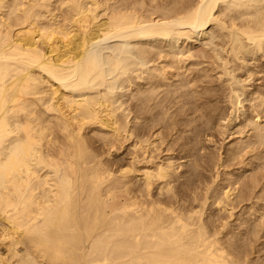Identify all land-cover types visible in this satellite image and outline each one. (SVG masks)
I'll list each match as a JSON object with an SVG mask.
<instances>
[{"label":"bare ground","instance_id":"obj_1","mask_svg":"<svg viewBox=\"0 0 264 264\" xmlns=\"http://www.w3.org/2000/svg\"><path fill=\"white\" fill-rule=\"evenodd\" d=\"M149 1H156V3H148L147 0H0V264H264V256H261V250L259 249V252L258 247L256 248V243L250 242L239 247L235 237L234 241L232 237L224 235L222 230L228 226L225 224H229V221L225 223V220H223L224 224L222 226H216L206 221L204 219L206 215L203 213L204 216L202 217L199 208L203 204L207 205V199L209 198L206 195L207 193L204 194L205 196L203 195L204 197L199 195L201 193L198 194V184L192 186V195L189 198H184L187 196L185 194V196L178 197V200L177 191L174 190L172 182L180 177L177 174L178 168L184 164L186 161L184 158H187V156L182 158L185 160L184 162L176 165L177 162L175 163L172 160L173 155L169 153L171 150L173 152L174 147L172 149L166 143L167 146L164 148L165 137H162L161 132H157L160 128H157L155 124L153 126L152 123V127L150 128L152 130L150 132L147 131L148 133L145 134L141 133L142 131H137L138 128L136 129L129 125L131 118L129 121L121 119V116L125 113H131L132 109L128 108V111L123 109V103L119 100V103H116L117 100H114V95H111L114 89V85L111 83L109 87L107 86V89L102 90L101 87L108 82V74L105 69L109 67L104 69L108 59H105L106 63L103 62V67L99 56V52L104 47V45L103 47L101 46L102 42L111 38H119L121 40L123 38L125 41H128L132 40V38L140 39L160 36L171 38L172 41H174V38L176 41L179 39L195 38V42L198 40L199 35H203V39H206L207 30L213 31V26L210 27V25H217L215 27L219 28V31L217 33V29L215 34L213 33L215 31L212 32L214 34H212L213 39L217 37L218 41L219 39L222 40L219 42H222L221 45L226 54L223 55V52L221 53V50H218V45H215L212 63L219 69H216V71L220 80L225 76L228 77L227 80L225 79L224 84L227 82L229 85L228 99H230L231 108L233 109L236 101H233V98L238 100L236 103H240L241 95L246 94L244 90L247 85L245 83L253 81L254 74L259 70L257 68L262 64L260 63L261 58H264V0ZM148 4H150V7L147 6ZM115 45L117 46V43ZM127 45L129 44L127 43ZM111 47L110 50H112ZM115 49L117 51L114 50L111 55L108 54V66L110 64L111 67L115 68L114 70L121 69L119 71L121 75L130 72L125 67V65L128 64L129 66L130 64V62H127L129 61L127 60V56H136L137 59H140V64L147 63V61H155L165 56L162 52L163 50H157L154 52L155 54H151L150 50L143 46L138 47V49L135 48L137 50L134 53H131L132 46L130 48L121 46ZM183 51L179 50L178 52V55H181L180 58L173 59V57H176L174 53L169 58L172 60L168 61V64L162 65V63L160 66L158 65L154 68L158 75L155 74L154 76L152 74V77L154 76L153 85L159 87L158 91L161 89L160 87H162L163 82L166 83L170 79L169 75L172 76L175 73L170 72L168 74L167 71L165 72L166 67L167 69L168 67L183 68L184 64L179 65L180 63H184L185 57L192 58L194 52L191 54L186 52L187 56ZM102 53L104 52H101V56ZM211 60L210 64H212ZM233 62H237V66L233 65ZM158 64L160 63L158 62ZM137 65L136 67H138ZM154 70L152 71L153 73ZM238 70L245 71V77H240L237 74ZM137 71L139 72L138 69ZM120 74L118 75L121 76ZM114 75L116 77L117 74ZM144 77H146V74ZM144 77L143 79H145ZM110 79L112 82V78ZM124 79L129 82V87L134 85L130 78L126 77ZM185 84L188 86L189 83L186 81ZM118 88L120 87L118 86ZM205 89L206 87L203 90ZM199 90L201 91L202 89L200 88ZM224 90L226 91V89ZM166 92H168L167 89ZM129 94L131 93L129 92ZM193 94L191 95L193 96ZM158 96L160 97V95ZM257 96L252 99L258 101H254L252 109L254 115L252 113V117L249 118L250 124L254 126L255 130L252 135L254 137H251V139H255L252 141L248 140L250 141L249 145L257 143L262 146L264 132H262L263 126L261 124H264V120L260 123L263 117H260V112H264V93L260 98L259 95ZM153 99L154 97L151 98L152 102ZM157 100L159 98H156ZM173 101L176 100L172 99ZM160 102L161 100L154 107H158V105L162 106ZM206 103L209 104L208 102ZM148 104L147 106H149ZM207 106L204 108H207ZM154 107L149 106L150 113L152 112V114L153 111L151 110ZM193 107L191 106V108ZM120 109H122L121 113L119 112ZM164 111L167 112V110ZM182 111H178V113L180 112L181 114ZM165 112L163 114L164 117ZM144 114L145 111H134L131 120L138 123L141 118L145 117ZM230 115L232 116V112ZM124 116L126 118L129 117ZM172 116H174V113ZM227 117L229 116L227 115ZM255 118L256 120H254ZM163 119L165 120V118ZM163 119L162 121L164 122ZM227 119L229 121V118ZM244 124L246 125L247 123ZM91 125L98 126L92 130L97 133L101 141H104L103 145L106 144L108 157L112 156L114 150H118L116 148L117 141L125 139L126 142H130V148L132 147L130 152L131 157L125 165L120 161V156L116 157L115 161L104 160L100 157L102 155L99 156V152L102 151L98 152L90 146L88 142L90 138L87 140L84 135L86 132L83 133V130ZM221 127L224 128V126ZM228 128H230V125L226 127V129ZM184 129L187 128L185 127ZM194 129L196 131V127L192 130ZM240 130L243 131L242 128ZM249 130L251 131V129ZM249 130L247 131L248 133ZM95 132H93V136ZM201 132L199 131V133ZM224 133L222 132V134ZM171 137L173 138L174 136ZM246 137L244 138L245 140ZM188 141L191 142V140ZM239 142L242 144V141ZM185 145L187 146V144ZM92 146L94 145L92 144ZM220 153L219 155H221ZM245 155L243 154V156ZM192 156L194 157V155ZM250 159L248 160L250 161ZM238 160L241 159L238 158ZM223 161L225 160L220 159L218 163L221 164ZM233 163L230 164L233 165ZM244 164L246 165V161ZM198 165L200 164L198 163ZM215 167L212 169V172L214 169L216 170ZM219 168L221 169V166ZM218 170L216 172L219 173L220 171ZM204 174L201 175L203 176ZM217 174L215 173L214 175ZM257 176L254 175L252 179L254 187L258 182ZM196 178H198V174ZM134 179L141 181V185H138L139 188L133 187L132 183ZM202 179L205 180V178ZM215 180L213 181L216 182ZM214 182L210 181V183ZM208 185L206 184V186ZM155 186H157L159 192L166 190L168 193L171 192L172 195L164 199H153L154 196L151 198L152 190ZM206 186L203 188L204 192L205 188H207ZM227 187H225L226 191L223 190V196L215 199L216 207H226L232 202L231 194L234 191L227 190ZM210 188L212 187L210 186ZM218 193L220 192L218 191ZM160 194L158 195L157 193L159 197ZM175 197L177 199L173 200ZM245 199L247 200V197L242 196L241 201L243 202ZM187 200H191V203ZM180 201L183 204L188 202L190 207L185 208V205H180ZM197 201L201 205H199V210H196L192 204ZM254 201L259 203L257 200ZM164 202L169 203L170 206L165 205ZM246 202L248 203V201ZM172 203H179V205L173 207ZM205 208L207 207L205 206ZM258 209L254 210L257 214L262 210L259 209L258 211ZM227 211H229V215L232 212L230 209ZM244 238H249L250 240L248 236ZM261 240H264V238H261Z\"/></svg>","mask_w":264,"mask_h":264},{"label":"rangeland","instance_id":"obj_2","mask_svg":"<svg viewBox=\"0 0 264 264\" xmlns=\"http://www.w3.org/2000/svg\"><path fill=\"white\" fill-rule=\"evenodd\" d=\"M148 1V3H153V4H155L156 3V1H153V2H150L149 0H147ZM223 4V3H222ZM221 4V5H222ZM148 7H150V4H148L147 5ZM213 26V27H212ZM215 26H217V25H210V27H212V29H213V31H215V32H213L212 30H209L208 28V34L206 35V39H203V35L201 36V35H199L198 36V40H196L195 42H194V39L193 38H190V39H179V40H177L176 41V39L174 38L173 40L174 41H172L171 40V38L169 39V38H167V37H160V36H153V37H147V38H137V39H134V38H132V40L130 39V40H128V41H125L123 38H122V40L121 39H117V38H111V39H108V40H104L105 42H102V44H101V46L103 47V45H104V47H103V49L99 52V56H100V61H101V64H102V66L104 65V63L103 62H105L106 63V61H105V59H108L109 60V56H108V54L109 55H111L112 53H113V51L114 50H116L117 51V49H115V48H118V47H131L132 46V49H131V53H134V51H136L137 49H138V47H141V46H143V47H145V48H147V49H149L150 50V52H151V54H155L154 52L155 51H157V50H163L162 52L165 54V56L164 57H162L161 59H156L155 61H147V63L145 62V63H143V64H140L139 63V61H140V59H137V57L136 56H132V57H130V56H127L128 58H127V60H129V61H127V62H130V64H129V66H128V64L127 65H125V67L126 68H128L129 69V71L131 72H128L127 74H125L126 75V77H128V78H130L132 81H133V84L134 85H130L131 87H129L128 85H129V82L128 81H125L126 79H124V78H126L125 77V75H121L120 73L121 72H119L121 69H117V70H114L115 68L112 66L111 67V65L109 64V66H108V60H107V63H106V65H105V67H104V69L105 68H107V67H109V68H107V69H105V70H107L106 71V73L108 74L107 76H108V82L103 86V87H101L102 88V90H105V88L107 89V86L109 87V84L111 83L112 85H114V89H117V90H114L113 89V91H114V93H113V91H112V96L114 97V100H117L116 101V103H119L118 102V100L120 101V102H122L123 103V109H125V110H127L128 111V108L129 109H132V111H131V113H125L124 115H126V116H129V117H125L124 115H122L123 117H124V119H123V117L121 116V119L123 120V121H129V119L131 118L132 119V117H133V115H134V111H137V112H140V111H142V112H144L145 111V114H144V118H141L140 119V121H138V123L137 122H135L134 120L132 121L131 119H130V121L132 122H129V125L130 126H132L133 128H138L137 129V131H142L141 133H145V134H147L148 132H150V130H152V129H150L151 127H152V123H153V126H154V124H155V126H157V128H160V129H158L157 130V132H161V135H162V137L165 139V143L163 144L164 146V148H166V146L168 145V146H171L172 147V149H173V147H174V149H173V152H172V150L169 152V153H171L172 155H173V157H172V160H173V162L175 161V163H176V165L177 164H180L181 162H184L185 160V162H184V164H182L181 166H179V168H178V175L180 176V177H178L175 181H173L172 182V184L174 185V190H176L177 191V194L176 195H178L177 196V198L178 197H181V196H185V194L187 195V196H185L184 198H186V197H188L189 198V196H191L192 195V190H191V188H192V186H194V185H199V188L197 189L198 191V194L199 193H201V194H199L200 196H202V197H204L205 195L204 194H206L207 196H208V198L209 199H207V205L206 204H203V206H201L200 204H199V202L197 203V202H194V203H192L193 204V206H195L194 208L196 209V210H201V214L203 213L204 215H206V216H204L203 214H202V217L204 216V219L206 220V221H208V222H210V223H212V224H214V225H216V226H222V224H224V222L226 223V222H228L229 224H225V225H228V226H226L225 227V229H223L222 231H223V233H224V235L225 236H227V237H232V240H234L235 241V238H236V243H237V245L239 246V247H241V245H243V244H246V243H250V242H254V243H256V248L259 250H261V256H264V240H261V238H264L263 236H264V230H262V229H264V142L262 143V146L260 145V144H255V145H249V143H250V141H252L253 139H255V138H253V139H251V137H254V136H252L253 134H254V126L252 125V124H250L251 122H250V117H252V113H253V115H254V112H253V104L255 103L254 101H258V100H252L253 98H256V97H258L257 95H259V98H260V96H262L263 95V93H264V85H262V84H264V58L262 57L261 58V62L260 63H262V64H260V67L262 68H257V69H259L258 70V72H256L255 74H254V76H253V78H252V80L253 81H247L245 84L247 85V87L245 88V92H246V94L245 95H241L242 97H240L241 98V100H240V103L239 102H237L236 103V101H238L236 98H233V101H235V106H234V108L232 109L231 108V103H230V99H228L229 98V88H228V83L227 82H225V84H224V81H226L227 79H228V77L227 76H225V77H223L221 80H220V78H218V74H217V71H216V69H218V68H216V65L215 64H213L212 62H213V56H214V51H213V48L215 47V45H218L217 46V48H218V50L223 54V55H225L226 53H225V51L223 50V46L221 45L222 44V42L220 43L219 41H222L221 39H219V41H218V39H217V37H215V39H213L214 37H213V35L216 33V30H217V33H218V31H219V28H217V27H215ZM216 28V29H215ZM214 34H213V33ZM213 34V35H212ZM212 36V37H211ZM208 37V38H207ZM211 38V39H210ZM113 39V40H112ZM115 39V40H114ZM193 39V40H192ZM117 40H118V42H117ZM120 40V41H119ZM161 40V41H160ZM170 40H171V42H170ZM210 40H211V42H210ZM136 41V42H135ZM137 41H139V42H137ZM141 41V42H140ZM144 41V42H143ZM147 41H148V43H147ZM153 41V42H152ZM160 41V42H159ZM163 41V42H162ZM203 41V42H202ZM108 42V43H107ZM112 42V43H111ZM130 45H127V43ZM133 42V43H132ZM174 42H176V43H174ZM185 42V43H184ZM204 42H208L207 44L206 43H204ZM213 42H214V44H213ZM105 43V44H104ZM111 45H110V44ZM115 43H117V46L115 45ZM210 43H212L211 45H209ZM215 43H217V44H215ZM220 45H219V44ZM108 44H109V46H108ZM114 44V45H113ZM126 46H125V45ZM132 44V45H131ZM137 44H138V46H137ZM147 44V45H146ZM153 44V45H152ZM175 44V45H174ZM206 45V46H204V45ZM108 47H107V46ZM136 45V46H135ZM158 45V46H157ZM209 45V46H208ZM113 48H112V47ZM116 46V47H115ZM166 46H167V48H166ZM172 46V47H171ZM220 46H222V47H220ZM106 47V48H105ZM110 47H111V49L112 50H110ZM157 48L156 50H154L155 48ZM211 47V48H210ZM135 48H137V49H135ZM175 48V49H174ZM184 50L183 52L184 53H186V52H188V54L190 53H193V55H192V58H188V57H185V61H184V63H180V65L179 66H181V64H184V66H183V68L181 67L180 69H179V67L178 68H175V67H168V69H170V70H168L167 69V67H166V70H165V72L167 71V73L169 74L170 72H175L172 76L171 75H169L170 76V79L169 80H171L170 82H169V80H167V82L166 83H164L163 82V84H162V87H160L161 89H159V91H158V88L159 87H155V85H153V82H154V76H155V74H157L158 75V73H156L155 71H156V69L154 70V68L156 67V66H160L162 63V65H164V64H168L172 59H169L170 57H171V55L173 56V54H174V56L176 55V57H173V59H177V57L178 58H180L181 57V55H178V52H179V50ZM110 50V51H109ZM188 50V51H187ZM211 50V51H210ZM97 51V50H96ZM115 51V52H116ZM101 52H104V53H102V56H101ZM108 52V53H107ZM205 52V53H204ZM207 52V53H206ZM210 52V53H209ZM213 52V53H212ZM171 53V54H170ZM106 54V55H105ZM170 54V55H169ZM188 54L186 53L185 55H187L188 56ZM197 55H198V58H197ZM204 55V56H203ZM105 56V57H104ZM106 56H108L107 58H106ZM156 56V55H155ZM194 56V57H193ZM209 56V57H208ZM260 56V55H259ZM102 57H104V58H102ZM211 57V58H210ZM261 57V56H260ZM135 58V59H134ZM201 58V59H200ZM168 59V60H167ZM212 59V60H211ZM132 60V61H131ZM134 60V61H133ZM160 60V61H159ZM206 60H207V62H206ZM210 60H211V63L212 64H210ZM169 61V62H168ZM263 61V62H262ZM158 62L160 63V64H158ZM126 63V62H125ZM198 63V64H197ZM202 63V64H201ZM205 63V64H204ZM236 63V64H235ZM132 64V65H131ZM135 64V65H134ZM136 64H138L137 66L139 67H136ZM145 64H147V65H145ZM155 64V65H154ZM201 64V65H200ZM233 65H236L237 66V62H233L232 63ZM130 65H131V68H130ZM140 65H144V66H140ZM177 65V66H178ZM262 65V66H261ZM133 66V67H132ZM186 66V67H185ZM235 66V67H236ZM145 67V68H144ZM152 67V68H151ZM143 68V69H142ZM151 68V69H150ZM171 68H173V69H171ZM131 69V70H130ZM137 69L139 70V72L137 71ZM149 69V70H148ZM175 69V70H174ZM179 69V70H178ZM192 69V70H191ZM104 70V71H105ZM154 70V73L152 72ZM177 70H178V72H177ZM219 70V69H218ZM108 71H110V72H108ZM116 71H118V72H116ZM135 71H137L136 73H135ZM142 71H144V72H142ZM146 71H147V73H146ZM208 71V72H207ZM215 71V72H214ZM260 71H261V73H260ZM132 72H133V74H132ZM158 72V71H157ZM141 73V74H140ZM143 73V74H142ZM150 73V74H149ZM186 73V74H185ZM209 73V74H208ZM240 73H242V74H240ZM244 73V74H243ZM110 74H111V76H110ZM114 74H120L121 76H117L116 75V77H115V75ZM129 74V76H127ZM139 74V75H138ZM145 74H146V77H144L145 76ZM152 74L154 75L153 77H152ZM176 74H177V76H176ZM237 74L241 77V76H243V77H245L244 75H246V73H245V71H239L238 70V72H237ZM113 75V76H112ZM156 75V76H157ZM180 75H181V77H180ZM183 75H184V77H183ZM110 76V77H109ZM141 76V78H139ZM145 78V79H143V77ZM174 76V77H173ZM176 76V77H175ZM192 76V77H191ZM211 76V77H210ZM260 76V77H259ZM124 77V78H123ZM138 77V78H137ZM147 77H148V79H147ZM183 77V78H182ZM187 77V78H186ZM110 78H112V82L110 81L111 79ZM133 78V79H132ZM137 78V79H136ZM150 78V79H149ZM172 78V79H171ZM181 78H182V80H181ZM194 78V79H193ZM199 78H201L200 80H199ZM218 78V79H217ZM124 79V80H123ZM141 79V80H140ZM187 79V80H186ZM191 79V80H190ZM193 79V80H192ZM195 79H196V82H195ZM226 79V80H225ZM259 79V80H258ZM180 80V81H179ZM190 80V81H189ZM107 81V80H106ZM110 81V82H109ZM183 81V82H182ZM185 81V82H184ZM186 81H187V83H189L188 84V86H186L187 84H185L186 83ZM192 81V82H191ZM199 81V82H198ZM220 81V82H219ZM117 82H119V83H117ZM125 82H127V83H125ZM179 82H180V84L182 85H180L179 84ZM198 82V83H197ZM116 83H117V85H116ZM123 83V84H122ZM184 83V84H183ZM193 83V84H192ZM262 83V84H261ZM108 84V85H107ZM136 84V85H135ZM172 84H173V86H172ZM179 84V85H178ZM197 84V85H196ZM255 84V85H254ZM115 85H116V88H115ZM145 85H147V86H145ZM202 85V86H201ZM217 85V86H216ZM255 86V87H252V86ZM111 86V85H110ZM118 86L120 87V88H118ZM171 86V87H170ZM179 88H178V87ZM186 86V87H185ZM196 86V87H195ZM227 86V87H226ZM250 86V87H249ZM262 86H263V88H262ZM124 87V88H123ZM151 87V88H150ZM182 89H181V88ZM193 87V88H192ZM203 87V88H202ZM206 87V89L205 90H203L204 88ZM221 87V88H220ZM258 87H261V88H258ZM126 88V89H125ZM133 88V89H132ZM146 88V89H145ZM154 88V89H153ZM177 88H178V90H177ZM185 88V89H184ZM191 88V89H190ZM202 89L201 91L199 90V89ZM213 88V89H212ZM253 88V89H252ZM254 88H255V90H254ZM257 88V89H256ZM129 89V90H128ZM166 89H167V91L168 92H166ZM187 89H189V91H187ZM198 91H197V90ZM210 91H209V90ZM215 89H217V90H215ZM224 89H226V91L224 90ZM138 90V91H137ZM144 90H145V92H144ZM147 90V91H146ZM180 90V91H179ZM215 90V91H214ZM228 90V91H227ZM250 90H252V91H250ZM260 90V91H259ZM131 93V94H129V92ZM150 91V92H149ZM158 91V92H157ZM172 91V92H171ZM178 91V92H177ZM183 91V92H182ZM186 91V92H185ZM192 91H193V93H195V94H193L192 93ZM204 91V92H203ZM254 91V92H253ZM259 91V92H258ZM152 93L153 94V96H152V94H149V93ZM155 92V93H154ZM157 92V93H156ZM185 92V93H184ZM189 92V93H188ZM213 92V93H212ZM215 92V93H214ZM224 92H228L227 94L226 93H224ZM260 93V94H258V93ZM261 92H262V95H261ZM146 93V94H145ZM161 93V94H160ZM173 93V94H172ZM178 93V94H177ZM182 95H180V94ZM193 94V96L191 95V94ZM204 93V94H203ZM255 93V94H254ZM129 94V95H128ZM134 94V95H133ZM143 94H145V95H143ZM147 94H148V98H147ZM155 94V95H154ZM164 94H166V95H164ZM170 94V95H169ZM186 94V95H185ZM188 94V95H187ZM198 94V95H197ZM199 94H201V95H199ZM214 94H215V96H214ZM249 94V95H248ZM252 94H254V96H252ZM119 97H118V96ZM152 97H151V96ZM158 95H160V97L158 96ZM174 95V96H173ZM185 95V96H184ZM204 95H206L207 96V98H206V96H204ZM219 97H218V96ZM256 95V96H255ZM116 96V97H115ZM122 96V97H121ZM162 96V97H161ZM167 96V97H166ZM179 96V97H178ZM197 98H196V97ZM208 96H210V97H208ZM245 96V97H244ZM250 96V97H249ZM127 97V98H126ZM131 97H133V98H131ZM145 97V98H144ZM150 97V98H149ZM154 97V99H153V102H152V100H151V98H153ZM171 97V98H170ZM183 99H182V98ZM188 97V98H187ZM202 99H201V98ZM204 97V98H203ZM211 97H212V99H211ZM215 97V98H214ZM221 97V98H220ZM227 97V98H226ZM250 99H249V98ZM118 98V99H117ZM131 98V99H130ZM147 98V99H146ZM156 98L158 99L159 98V100H157L156 101ZM163 98H164V100H163ZM179 98V99H178ZM181 98V99H180ZM184 98H185V100H184ZM239 98V99H240ZM258 98V99H259ZM149 99V100H148ZM172 99L173 100H176L177 102H179V103H177L176 101H173L172 102ZM188 99H189V102H188ZM194 99V100H193ZM208 99H210V100H208ZM244 99V100H243ZM247 99V100H246ZM123 100V101H122ZM144 100H146V101H144ZM151 100V101H150ZM161 100V102H160V104H162V106L161 105H158V107H154L155 106V104L156 103H158V101H160ZM180 100H181V102H180ZM193 100V101H192ZM206 100V101H205ZM215 100H217V101H215ZM142 101V102H141ZM182 101H183V104H182ZM196 101V102H195ZM198 101V102H197ZM214 101V102H213ZM229 101V102H228ZM245 101V102H244ZM249 101H250V105H249ZM151 102V103H150ZM166 102V103H165ZM172 102V103H171ZM191 102V103H190ZM206 102H208L209 104H207ZM213 102V103H212ZM215 102H216V104H217V106H216V104H215ZM243 104H242V103ZM147 103H149L148 105L149 106H153L154 107V109H152L151 111H153V114H152V112L150 113V108H149V106H147ZM163 103H164V105H163ZM168 103V104H167ZM176 103V104H175ZM206 103V104H205ZM141 104V105H140ZM165 104H166V106H165ZM177 104H178V107H177ZM188 104V105H187ZM192 104V105H191ZM198 104V105H197ZM252 104V105H251ZM143 105H145V106H143ZM171 106V109H170V106ZM173 105H174V108H173ZM181 106V109H180V106ZM187 105V106H186ZM196 105H197V107H196ZM202 105V106H201ZM208 105V106H207ZM211 105H213L212 107H211ZM128 106V107H127ZM136 106V107H135ZM147 106V107H146ZM161 106V107H160ZM164 106V107H163ZM168 106V107H167ZM183 106H184V108H183ZM191 106L193 107V108H191ZM207 106V108H204V107H206ZM125 107V108H124ZM142 107V108H141ZM145 107V108H144ZM160 107V108H159ZM163 107V108H162ZM166 107H167V109H166ZM175 107H177V108H175ZM187 107H188V109H187ZM201 107V108H200ZM217 107V108H216ZM221 107H222V109H221ZM224 107V108H223ZM139 108V109H138ZM144 108V109H143ZM156 108V109H155ZM159 108V109H158ZM216 108V109H215ZM241 108H243V109H241ZM161 109V110H160ZM167 110V112H165L164 110ZM173 109V110H172ZM177 109V110H176ZM184 109V110H183ZM196 109V110H195ZM224 109V110H223ZM250 111H249V110ZM257 109L259 110V111H261V109H259V107H257ZM121 110L122 109H120L119 110V112L121 113ZM183 110V111H182ZM186 110V111H185ZM202 110V111H201ZM204 110V111H203ZM209 110V111H208ZM211 110H213V111H211ZM216 110V111H215ZM236 110V111H235ZM245 112H244V111ZM170 113H169V112ZM178 111H182V113L180 114V112L178 113ZM195 111H197V112H195ZM199 111V112H198ZM218 111V112H217ZM222 111V112H221ZM230 111V112H229ZM239 111V112H238ZM242 111H243V113H242ZM249 111V112H248ZM149 112V114H150V116H149V114L147 115V113ZM159 112V113H158ZM164 112L166 113L165 114V117H164ZM184 112V113H183ZM193 112V113H192ZM194 112H195V114H194ZM210 112V113H209ZM213 112V113H212ZM216 112V113H215ZM220 112V113H219ZM231 112H232V116L230 115L231 114ZM237 112V114H235ZM158 113V114H157ZM173 113H174V116H172L173 115ZM175 113H176V115H175ZM187 113V114H186ZM200 113V114H199ZM203 115H202V114ZM228 113V114H227ZM156 114V115H155ZM160 114V115H159ZM162 114V115H161ZM197 114V115H196ZM206 114H208V115H206ZM225 114H226V116H225ZM247 114H249L248 116H247ZM263 114V115H262ZM132 115V116H131ZM167 115V116H166ZM188 116V118H187V116ZM192 115H194V116H192ZM202 115V116H201ZM211 115V116H210ZM212 115H213V117H212ZM214 115H217V116H214ZM227 115L229 116V117H227ZM236 115V116H235ZM147 116V117H146ZM161 116V117H160ZM162 116H163V118H165V120L162 118ZM180 118H179V117ZM182 116V117H181ZM199 116V117H198ZM221 116V117H220ZM225 116V117H224ZM263 116V117H262ZM152 117V118H151ZM154 117H156V119H154ZM159 117V118H158ZM170 117V119H168ZM176 117V118H175ZM190 117V118H189ZM192 117V118H191ZM198 117V118H197ZM218 117H219V119H223V121H221V120H219L218 119ZM223 117V118H222ZM230 117H232L231 119H230ZM260 117H262L261 118V120H260V123H262V120H264V112L263 111H261L260 112ZM126 118V119H125ZM150 120H149V119ZM161 118V119H160ZM178 118V119H177ZM182 118V119H181ZM198 120H197V119ZM199 118H200V120H199ZM202 118H204L203 120H202ZM209 118V119H208ZM214 118V119H213ZM226 118H229V121H228V119L226 120ZM245 118V119H244ZM162 119L164 120V122L162 121ZM171 119H172V121H171ZM225 119V120H224ZM148 120V121H147ZM157 120V121H156ZM159 120V121H158ZM174 120V121H173ZM185 120H187V121H185ZM191 120V121H190ZM194 120H195V122H194ZM219 120V121H218ZM232 120V121H231ZM234 120V121H233ZM254 120H256V118L254 119ZM146 121V122H145ZM162 121V122H161ZM170 121V122H169ZM179 121V122H178ZM180 121H183V122H180ZM189 121V122H188ZM197 121V122H196ZM228 123H227V122ZM135 122V123H134ZM148 122V123H147ZM158 122H160V123H158ZM174 122V123H173ZM186 122V123H185ZM232 122V123H231ZM243 122V123H242ZM150 123V124H149ZM171 123H173V124H171ZM192 123V124H191ZM198 123H199V125H198ZM204 123V124H203ZM213 123V124H212ZM244 123H247L246 125L244 124ZM263 123H264V121H263ZM133 124V125H132ZM136 124H137V126H136ZM143 124V125H142ZM145 124V125H144ZM147 124V125H146ZM149 124V125H148ZM159 124V125H158ZM164 124V125H163ZM166 124V125H165ZM190 124V125H189ZM207 124V125H206ZM211 124V125H210ZM227 124V125H226ZM163 127H162V126ZM176 125V126H175ZM184 127H183V126ZM196 125V126H195ZM205 125V126H204ZM228 125H230V128H228V129H226V127L228 126ZM242 125V126H241ZM149 126V127H148ZM179 128H178V127ZM180 126H182V127H180ZM189 126H191V127H189ZM221 126H224V128L223 127H221ZM241 126V127H240ZM247 126H248V128H247ZM251 126V127H250ZM261 126H263L262 128H263V130H262V132H264V124H261ZM95 127H98V126H90V127H86L84 130H83V133L84 132H86V133H84V135L86 136V138H87V140L90 138V140H88V142H89V144H90V146L92 147V148H94L96 151H102V152H99V156L100 155H102V156H100L101 158H103L104 160H106V161H115L116 159V157H119L120 156V158H121V160L120 161H122V163H124V165L127 163V161L130 159V157H131V155H130V152H131V150H132V147L130 148V142L129 141H127L126 142V140L125 139H121L120 141H117L116 142V148L118 149V150H114V152H113V154H115V155H113L112 154V156H110V157H108L109 155H108V149H107V146H106V144H104L103 145V143H104V141L102 140L101 141V139H99L98 137V135H97V133L94 131V130H92V129H96ZM169 127V128H168ZM187 128V129H184V128ZM195 128L196 127V131H195V129L194 130H192L193 128ZM203 129H201V128ZM205 127V128H204ZM250 127V128H249ZM163 128V129H162ZM167 128V129H166ZM178 128V129H177ZM183 129V131H182V129ZM189 128V129H188ZM242 128V130L243 131H241L240 129ZM91 129V130H90ZM172 129V130H171ZM181 129V130H180ZM198 129V130H197ZM200 129V130H199ZM210 129V130H209ZM224 129H226V130H224ZM249 129H251V131L249 130ZM165 130V131H164ZM185 130V131H184ZM220 130H221V133H220ZM249 130V133L247 132ZM253 130V131H252ZM148 131V132H147ZM163 131V132H162ZM176 131V132H175ZM181 131V132H180ZM190 131V132H189ZM199 131H202L201 133H199ZM206 131V132H205ZM246 131V132H245ZM88 132H90V133H88ZM93 132H95L94 133V136H93ZM169 134H168V133ZM172 132V133H171ZM195 132V133H194ZM222 132L224 133V134H222ZM240 132V133H239ZM189 133V134H188ZM210 133V134H209ZM246 133V134H245ZM251 133V134H250ZM88 134V135H87ZM167 134V135H166ZM182 134H183V136H182ZM184 134H185V136H184ZM195 134V135H194ZM199 134V135H198ZM208 134V135H207ZM218 134V135H217ZM241 134V135H240ZM244 134H245V136H244ZM249 134V135H248ZM92 135V136H91ZM97 135V136H96ZM177 135V136H176ZM211 135V136H210ZM90 136V137H89ZM168 136V137H167ZM171 136H174L173 138L171 137ZM206 136V137H205ZM231 136H233V137H231ZM247 136V137H246ZM179 137V138H178ZM183 137V138H182ZM189 139H188V138ZM194 137V138H193ZM243 137V138H242ZM246 137V140L244 139ZM92 138V139H91ZM94 138V139H93ZM211 139V141H210V139ZM241 138V139H240ZM187 139V140H186ZM250 141H249V140ZM92 140V141H91ZM182 140V141H181ZM188 140H191V142L190 141H188ZM199 140V141H198ZM201 140V141H200ZM221 140V141H220ZM90 141H91V143H90ZM95 141H97V142H95ZM124 141V142H123ZM131 141V140H130ZM179 141V142H178ZM183 141H184V143H183ZM187 141V142H186ZM209 141V142H208ZM239 141H242V144H241V142H239ZM245 141V142H244ZM248 141V142H247ZM119 142H121V143H119ZM170 142V143H169ZM174 142V143H173ZM178 142V143H177ZM186 142V143H185ZM214 142H216V143H214ZM237 142V143H236ZM239 142V143H238ZM244 142V143H243ZM96 143H97V146H96ZM166 143H167V145H166ZM183 143V144H182ZM193 143V144H192ZM211 143V144H210ZM92 144L94 145V146H92ZM122 144V145H121ZM170 144V145H169ZM172 144V145H171ZM179 144V145H178ZM185 144H187V146L185 145ZM191 144V145H190ZM194 144H197V145H195L196 146V149H195V146H194ZM236 144V145H235ZM119 145V146H118ZM176 145V146H175ZM183 145H185V146H183ZM189 145V146H188ZM202 145V147H200ZM215 145V146H214ZM238 145V146H237ZM242 145V146H241ZM258 145V146H257ZM104 146V147H103ZM177 146H179V147H177ZM192 146V147H191ZM255 146V147H254ZM101 147V148H100ZM194 147V148H193ZM200 147V148H199ZM250 147V149H248ZM261 147V148H260ZM105 148V149H104ZM120 148V149H119ZM242 148V149H241ZM248 150H247V149ZM107 149V150H106ZM177 149V150H176ZM181 149V150H180ZM187 149V150H186ZM194 149H195V151H194ZM198 149V150H197ZM202 149V150H201ZM233 151H232V150ZM261 149H263V150H261ZM231 150V151H230ZM236 150V151H235ZM243 150V151H242ZM252 150V151H251ZM254 150V151H253ZM259 150H261V151H259ZM104 151V152H103ZM122 151V152H121ZM177 151V152H176ZM186 151V152H185ZM189 151V152H188ZM192 151H193V154H192ZM227 151H228V153H227ZM245 151V152H244ZM247 151V152H246ZM256 151V152H255ZM165 152V151H164ZM181 154H180V153ZM188 152V154H186ZM195 152H196V154H195ZM197 152H199V153H197ZM203 152V153H202ZM221 152V153H220ZM241 152V153H240ZM255 152V153H254ZM101 153V154H100ZM103 153V154H102ZM107 153V154H106ZM213 153H215V154H213ZM219 153L221 154V155H219ZM246 154L245 156H243V154ZM190 154V155H189ZM202 154H204V155H202ZM219 156H218V155ZM226 154H227V156H226ZM231 154V155H230ZM235 154H237L236 156H235ZM252 154V155H251ZM260 154H261V156H260ZM183 155V156H182ZM192 155H194V157L192 156ZM214 156V158H213V156ZM242 155V156H241ZM249 155V156H248ZM254 155V156H253ZM256 155V156H255ZM187 156V158H184V157H186ZM198 156V157H197ZM225 156V157H224ZM232 156V157H231ZM234 156V157H233ZM240 156V157H239ZM250 157V158H248V157ZM258 156V157H257ZM106 157V158H105ZM123 157V158H122ZM176 157V158H175ZM191 157V158H190ZM200 157V158H199ZM215 157H217V158H215ZM236 157H238L239 159H241V160H238V158H236ZM245 157V158H244ZM256 157V158H255ZM178 158V159H177ZM182 158H184V159H182ZM192 158H194V159H192ZM230 158H231V160H230ZM242 158H243V161H242ZM258 158V159H257ZM259 158H261V159H259ZM263 158V159H262ZM181 159H182V161H181ZM198 159H199V161H198ZM220 159H222V160H225V161H223L221 164L220 163H218V161L220 162ZM248 159H250V161L248 160ZM254 159H255V161H254ZM203 160V161H202ZM206 160V161H205ZM207 160H208V162H207ZM218 160V161H217ZM229 160V161H228ZM262 160V161H261ZM187 161H188V163H187ZM192 161V162H191ZM195 161V162H194ZM210 161V162H209ZM215 163H214V162ZM217 161V162H216ZM232 161V162H231ZM245 161H246V165L244 164L245 163ZM260 161V162H259ZM234 162V163H233ZM240 162V163H239ZM254 164H253V163ZM198 163L200 164V165H198ZM205 163V164H204ZM230 163H233V165L232 164H230ZM236 163V164H235ZM250 163V164H249ZM186 164H188V165H186ZM215 164V165H214ZM249 164V165H248ZM190 165V166H189ZM195 165H196V167H195ZM198 165V166H197ZM212 165V166H211ZM214 165V166H213ZM243 166L242 167V170H241V166ZM248 165V166H247ZM261 165V166H260ZM185 166V167H184ZM188 166V167H187ZM203 166V167H202ZM210 166V167H209ZM216 166V167H215ZM217 166H221V169L219 168V167H217ZM222 166H224V167H222ZM239 166V167H238ZM254 168H253V167ZM256 166V167H255ZM124 167H126V166H124ZM189 167H190V169H189ZM194 167V168H193ZM202 167V168H201ZM216 168V170L214 169L213 170V172H212V169L213 168ZM235 167V168H234ZM244 167H246V168H244ZM191 168H192V170H191ZM198 168V169H197ZM202 170H201V169ZM205 168V169H204ZM211 168V169H210ZM240 168V169H239ZM208 169V170H207ZM217 169H219L218 171H220L219 173L218 172H216L217 171ZM223 169V170H222ZM246 169V170H245ZM253 169V170H252ZM262 169V170H261ZM200 170V171H199ZM204 170H206V171H204ZM182 171V172H181ZM184 171V172H183ZM189 171V172H188ZM193 171V173L191 174V172ZM202 171V172H201ZM208 171V172H207ZM209 171H210V173H209ZM214 171H215V173L217 174V175H214L215 173H214ZM257 171V172H256ZM233 172V173H232ZM251 172V173H250ZM185 173H186V175H185ZM195 173V174H194ZM200 173V174H199ZM205 173V174H204ZM209 173V174H208ZM243 173V174H242ZM257 173V174H256ZM182 174V175H181ZM188 174V175H187ZM191 174V175H190ZM195 176H194V175ZM197 174H198V178H196L197 177ZM201 174H204L203 176L201 175ZM213 174V175H212ZM222 174V175H221ZM233 174V175H232ZM248 174V175H247ZM260 174H262V175H260ZM220 175V176H219ZM244 175V176H243ZM245 175H246V177H245ZM254 175H258L257 176V183H256V185H255V187L253 186V182H252V179H253V176ZM260 175V176H259ZM190 176V177H189ZM206 176H207V179H206ZM210 176H211V179H216L215 181L216 182H214L213 180H211L210 179ZM213 176V177H212ZM217 176V177H216ZM220 177V179H219V177ZM184 177H185V179H184ZM189 177V178H188ZM194 177V178H193ZM216 177V178H215ZM228 177H230V178H228ZM237 177H238V179H237ZM241 177V178H240ZM244 177V178H243ZM249 177H250V179H249ZM183 178V179H182ZM202 178H205V180L204 179H202ZM224 178H226L225 180H223ZM228 178V179H227ZM246 178H247V180H246ZM189 179V180H188ZM190 179H191V181H190ZM196 179H197V181H196ZM211 182H214V183H210V181ZM217 179H219V180H217ZM230 179V180H229ZM244 179V180H243ZM184 180V181H183ZM190 182H188V181ZM193 180V181H192ZM199 180V181H198ZM238 180V181H237ZM263 180V181H262ZM187 181V182H186ZM202 181V182H201ZM233 181V182H232ZM241 181V182H240ZM261 181V182H260ZM134 182H135V184H134ZM184 182V183H183ZM229 182V183H228ZM202 183V184H201ZM205 183V184H204ZM223 185H222V184ZM225 183V184H224ZM259 183H262V184H259ZM133 187H135V188H139V186L141 185V181H137V179L135 180H133ZM180 184H181V186H180ZM206 184H209L208 186H206ZM243 184V185H242ZM245 184H247V186H245ZM258 184V185H257ZM139 185V186H138ZM179 185V186H178ZM183 185V186H182ZM190 185V186H189ZM202 185H204V186H202ZM217 185V186H216ZM229 185V186H228ZM232 185H233V187H232ZM242 185V186H241ZM189 186V187H188ZM207 187L208 189H209V187L211 186L212 188H210L209 190L207 189V188H205L206 190H205V192H204V187ZM228 186V187H227ZM235 186V187H234ZM260 186V187H259ZM214 187H216V188H214ZM221 187V188H220ZM224 187V188H223ZM225 187H227L228 189L227 190H233L234 191V193H232L231 194V203L229 204V205H227L226 207H221V206H218V207H216L215 205H217L216 203H215V199L217 198V197H219L220 196V198H221V196H223L222 194L224 193V191H226V189H225ZM238 187V188H237ZM241 187V188H240ZM242 187H244V188H242ZM257 187V188H256ZM259 187V188H258ZM155 188V189H154ZM177 188V189H176ZM187 188H188V190H187ZM233 188V189H232ZM236 188V189H235ZM240 188V189H239ZM201 189H202V191H201ZM212 189V190H211ZM217 189V190H216ZM244 189V190H243ZM249 189V190H248ZM253 189V190H252ZM255 189V190H254ZM154 190V191H153ZM153 190H152V196H151V198L153 197V199H164V198H167L168 196H171L172 195V193L171 192H169L168 193V191H161V192H159V189L157 188V186H155V187H153ZM187 190V191H186ZM214 190V191H213ZM224 190V191H223ZM258 190V191H257ZM208 191H210V192H208ZM218 191L220 192V193H218ZM244 191V192H243ZM247 191V192H246ZM254 191V192H253ZM180 192V193H179ZM183 192V193H182ZM215 192V193H214ZM157 193H158V195L160 194V197L157 195ZM164 193V194H163ZM214 193V194H213ZM244 193V194H243ZM249 193H251L250 195H249ZM211 194H212V197H211ZM234 194V195H233ZM255 194V195H254ZM204 195V196H203ZM214 195V196H213ZM217 195V196H216ZM211 197V199H210V197ZM242 196H244V197H247V200L245 199V200H243V202L241 201V198H242ZM250 196V197H249ZM254 196V197H253ZM263 196V197H262ZM234 197V198H233ZM240 197V198H239ZM254 199H253V198ZM258 197V198H257ZM259 197H261V198H259ZM176 197L173 199V200H176L177 199ZM248 198H249V200H248ZM256 198V199H255ZM263 199V200H262ZM178 200H179V198H178ZM210 200V201H209ZM234 200V201H233ZM237 200V201H236ZM253 200V201H252ZM254 200H257L259 203H257L256 201H254ZM189 203H191L190 201L191 200H187ZM211 201H213V202H211ZM246 201H248V203L246 202ZM181 202V204L180 205H185L184 207L185 208H189L190 207V204L188 203V202H186V204L184 203H182V201H180ZM211 202V203H210ZM235 202V203H234ZM241 202V203H240ZM246 202V203H245ZM250 202V203H249ZM254 202V203H253ZM256 202V203H255ZM213 203V204H212ZM233 203V204H232ZM240 203V204H239ZM164 204L165 205H169L170 206V204L168 203H165L164 202ZM246 204V205H245ZM249 204H250V206H249ZM172 205H173V207H176V206H178L179 205V203H172ZM171 205V206H172ZM199 205L201 206L200 208H199ZM232 206V207H228V206ZM238 205H239V207H238ZM253 205V207H251ZM263 205V206H262ZM187 206V207H186ZM205 206L207 207V208H205ZM237 206V207H236ZM243 206V207H242ZM247 206H248V208H247ZM257 206V207H256ZM197 207V208H196ZM220 207V208H219ZM234 207H236V208H234ZM254 207H256V208H254ZM262 207V208H261ZM199 208V209H198ZM219 208V209H218ZM228 210V209H230V211H232V212H230V215L232 214V216L230 217V215H229V211H227L226 209ZM232 208V209H231ZM243 208V209H242ZM246 208V209H245ZM262 209V210H260V213L258 212V214H257V212H255L256 211V209ZM223 209H225L224 211H223ZM245 209V210H244ZM252 209V210H251ZM259 209H258V211H259ZM203 210V211H202ZM219 210V211H218ZM248 210V211H247ZM255 210V211H254ZM235 211V212H234ZM248 213H247V212ZM205 212H207V213H205ZM213 214V215H212ZM219 215H221V216H219ZM254 215V216H253ZM261 215V216H260ZM216 217V218H215ZM222 217H224V218H222ZM229 217V218H228ZM248 217V218H247ZM263 217V218H262ZM207 218V219H206ZM221 218V219H220ZM236 218V219H235ZM244 218V219H243ZM227 219V220H226ZM231 219V220H230ZM212 222H211V221ZM218 220V221H217ZM223 220H225L224 222H223ZM261 220V221H260ZM215 221H216V223H215ZM247 221V222H246ZM253 221V222H252ZM257 221V222H256ZM221 222H223V223H221ZM249 222V223H248ZM243 224V225H242ZM245 224V225H244ZM247 224V225H246ZM257 224V225H256ZM262 225V227H261V225ZM253 225V226H252ZM244 226V227H243ZM246 226H248V227H246ZM256 226V227H255ZM260 226V227H259ZM220 228V227H219ZM228 229V230H227ZM246 229H247V231H246ZM251 229H253V230H251ZM225 230V231H224ZM259 230H261V231H259ZM231 231V232H230ZM245 232V233H244ZM248 232V233H247ZM258 232V233H257ZM227 233H228V235H227ZM238 233V234H237ZM251 233V234H250ZM260 233V234H259ZM230 234V235H229ZM236 234V235H235ZM241 234H242V236H241ZM257 234V235H256ZM258 234H259V236H258ZM244 235V236H243ZM251 235H253V236H251ZM250 237V240H249V238H244V237ZM261 236V237H260ZM235 237V238H234ZM240 238V240H239V238ZM260 238V240H259V238ZM241 238H242V240H241ZM248 242H247V241ZM243 241V242H242ZM257 241V242H256ZM260 250H259V252H260ZM263 251V252H262ZM256 255V254H255Z\"/></svg>","mask_w":264,"mask_h":264}]
</instances>
